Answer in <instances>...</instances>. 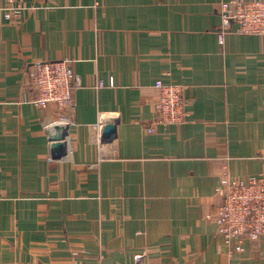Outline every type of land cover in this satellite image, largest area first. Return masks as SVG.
<instances>
[{
  "label": "crops",
  "instance_id": "obj_1",
  "mask_svg": "<svg viewBox=\"0 0 264 264\" xmlns=\"http://www.w3.org/2000/svg\"><path fill=\"white\" fill-rule=\"evenodd\" d=\"M22 1L0 12V264H264L209 217L224 170L264 175V35L220 42L224 0ZM62 59L73 106L36 105L31 67ZM158 79L187 121L156 123Z\"/></svg>",
  "mask_w": 264,
  "mask_h": 264
},
{
  "label": "built area",
  "instance_id": "obj_2",
  "mask_svg": "<svg viewBox=\"0 0 264 264\" xmlns=\"http://www.w3.org/2000/svg\"><path fill=\"white\" fill-rule=\"evenodd\" d=\"M0 1L3 2L0 12L7 19L18 17L25 9L22 0ZM220 17V42H224L228 33L264 35V0H224ZM78 80L67 59L37 62L30 69L32 101L42 107H71L74 104L72 88ZM155 87L158 89L156 123L166 127L187 121L189 111L184 86L158 79ZM217 193L221 203L209 217L228 242L241 244L264 237V175H252L242 181L224 170Z\"/></svg>",
  "mask_w": 264,
  "mask_h": 264
},
{
  "label": "water",
  "instance_id": "obj_3",
  "mask_svg": "<svg viewBox=\"0 0 264 264\" xmlns=\"http://www.w3.org/2000/svg\"><path fill=\"white\" fill-rule=\"evenodd\" d=\"M116 126L111 125L107 126L104 129V140L105 141H110L113 139V136L116 132ZM67 131L59 132L58 134L53 135L52 140H53V148L56 152V156L61 157L66 155V143L64 140L66 139Z\"/></svg>",
  "mask_w": 264,
  "mask_h": 264
}]
</instances>
